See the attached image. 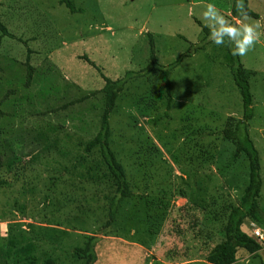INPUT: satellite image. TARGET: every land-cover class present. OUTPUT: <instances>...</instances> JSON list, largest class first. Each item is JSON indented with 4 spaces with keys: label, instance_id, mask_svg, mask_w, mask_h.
Listing matches in <instances>:
<instances>
[{
    "label": "rangeland",
    "instance_id": "1",
    "mask_svg": "<svg viewBox=\"0 0 264 264\" xmlns=\"http://www.w3.org/2000/svg\"><path fill=\"white\" fill-rule=\"evenodd\" d=\"M17 1L19 5H23L21 10H15L14 14L11 13L12 16L2 20L8 33L15 38H3L0 57H3L5 62L0 66L4 69L8 68L11 66L9 60L13 58L24 62V56L29 48L32 52L30 63L34 68V82L24 93L16 94L21 99L18 103L21 109L12 112L10 108L3 113L6 118L0 119V126L7 129L30 130L33 126L43 124L44 118L42 120L28 116L27 105L33 104V109H38L40 104L38 95L41 91L53 85L60 87L61 79L80 87L81 93L100 89L103 82L98 78L97 72L79 60V57L83 55L93 62L106 78L116 79L122 77L127 71H138L146 66L150 52L148 34L152 36L158 64L165 67L173 63L178 56L185 54L191 44H199L206 39L204 43L207 42L205 45L203 43L202 51L191 58L182 60L171 72V92L174 103L168 112L159 96V88L153 85L150 88L147 85L134 96L135 99L129 96L134 93L130 91L123 99L129 103L121 102V106L118 107V111L123 115H118L116 111L111 118V127L117 141L129 140L132 133H128L125 129L128 130L127 125L131 123V118L137 117L136 126L145 128L153 143L157 141L156 136L165 142L166 150L160 151L166 161L172 163L176 177H179L180 173L171 161L170 153L175 154V159L180 162L184 163L186 160L188 163L187 160H191L196 168L200 167L199 161L202 163L203 159H206L207 150L213 154L226 145L216 138L212 139L213 137L198 138L195 135L198 129L206 127L221 129L227 117L239 118L242 108L230 71L223 63L222 45L217 46L209 39L212 24L203 16L206 6L209 3L214 4L219 14L237 27L242 24L254 26L259 33L258 40L244 56L238 57L246 71L255 73L249 80L254 113V117L249 122V135L261 154L260 196L263 199L260 200L259 205L264 214V0H246L248 9L255 13L259 20L248 17L239 20L231 18L229 7L233 0H203L206 5L197 6L194 5L201 3L198 0H73L75 6L82 9V12L77 14H70L64 6L59 4V0H24L23 3H21L22 0ZM39 21L44 22V29H39L37 26ZM205 30L209 32L208 36ZM18 38L26 44L20 43ZM223 46L227 47V43ZM227 48L230 50L229 47ZM12 67V70L6 69L0 77L4 78L10 74L23 76L22 65ZM153 84L156 85L155 82ZM135 85L137 84L134 83L133 87ZM134 88L136 90V87ZM74 96L76 94L69 98ZM62 98V95H58L52 99L48 97L46 101H52L51 104H57L56 107H59L62 104ZM96 98L94 97L89 103L92 102L93 105L98 103ZM141 101H143L140 105L141 109H148L154 120L149 122V119H142L133 110L136 105L132 107L131 103ZM150 103L154 105L148 108L147 105ZM90 108L92 109V106L89 104L86 108L88 112L80 115L77 114L79 108L73 107L57 117L50 116L47 121L58 124L61 122L59 119L66 116L65 132L88 140L95 135L98 125L97 112H90ZM70 119L73 121L70 122ZM212 141L215 144L213 147L207 144ZM144 143L150 148L149 143ZM126 146L128 145L123 144L115 151ZM167 150L170 152L169 155L165 153ZM36 164L39 169L34 171L32 168H27L24 180L35 185L34 175H40L37 186L38 195L24 196L18 201L25 206L27 215L25 217L16 214L15 218H12L10 214L12 201L5 198L22 195V176H16L14 172L2 171L4 176L10 179V182L12 181L11 187L0 190V250L3 252H5L6 236L9 235L8 223L15 220L10 234L17 236L19 234L26 236L30 230L34 232L37 230L36 233L39 234L41 229H44L41 227L52 228L58 233H56L58 243L64 250L65 257L72 255L74 248L83 247L81 238L76 239L74 235L95 234L98 238L96 264H207L200 252L204 248L203 243L207 235L203 234L200 242L193 241V232L199 228L191 229L192 216L197 212H192L191 217L185 216L183 211L180 212L179 208L186 204L184 199L174 200V210L168 214L167 220L156 231V236L148 244L149 247H141L135 239H129L135 233V228L130 235L127 234L126 227L118 233L111 228L114 234H109L110 236H105L103 233L101 235L100 232L95 231L101 229V224L104 222L102 217L94 215L97 219L94 227L91 214H80L76 210L77 204L62 208L61 193L69 188L68 185L62 187L61 185L64 186L65 182H61V185L56 184L48 190L51 186L46 178L52 171L47 168L46 160ZM208 169L215 171L211 164H204L203 170ZM213 179L216 181L214 193L235 202L238 201L242 188L228 192L226 189H221L224 179L219 174H214ZM24 187L26 188L27 184ZM45 195H49L47 201L44 198ZM29 225L33 228H29ZM135 226L143 227L141 224ZM177 231H180V234ZM28 237L35 239L31 232ZM209 240L210 245L219 241L216 236ZM35 245L41 250L51 251L48 240H40ZM109 253L112 254V259L108 256ZM241 258L235 264H263L264 250L258 257L241 254ZM74 264H85V262L75 260Z\"/></svg>",
    "mask_w": 264,
    "mask_h": 264
},
{
    "label": "trees",
    "instance_id": "2",
    "mask_svg": "<svg viewBox=\"0 0 264 264\" xmlns=\"http://www.w3.org/2000/svg\"><path fill=\"white\" fill-rule=\"evenodd\" d=\"M23 2L24 0L21 1V3ZM198 2L204 3L203 0H198ZM237 2L238 0H233L229 12L231 18L239 20L244 18V15L237 10ZM242 3L246 16L249 19L259 20L258 16L248 9L246 0H242ZM59 4L64 6L70 14L82 12L81 8L75 6L73 0H59ZM21 7L23 5H19L17 0H0V53L3 38H15L8 33L3 19L9 18L15 10H21ZM229 23L233 24L231 21ZM37 26L39 29H44V22L39 21ZM205 32L208 36L209 32L207 30ZM148 37L150 52L148 62L143 69L127 71L122 77L109 79L83 55L79 57V60L97 72L98 78L103 82L100 89L81 93L80 87L61 79L60 87L53 85L51 88L41 91L38 95L40 97L38 109L34 110L33 104L27 105L28 116L42 120L44 118L43 124L33 126L30 130L27 128L24 130L7 129L0 126V190L11 187L12 184V181L10 182V179L6 178L2 171L14 172L16 176L21 175L23 181L22 195L5 197L8 201H12L10 214L12 218H15L16 214L27 216L24 204L18 203V201L24 196L38 195L37 186L40 182V175H34L36 184L33 185L31 182H26L28 180H24V174L27 168L38 170L36 162L46 160L47 168L52 171L46 178L51 186L48 187V190L56 184L65 182L64 186L60 185L65 187L67 184L69 188L61 193V207L77 204L76 210L80 214H91L94 227L97 223L94 215L102 217L104 222L101 224V229L95 231L100 232L101 235L103 233L105 236H110L109 234H114L111 232V228H114L118 233L122 231L123 227H126L127 234L130 235L135 228V235H131L129 239H135L138 245L147 248L148 244L152 242V238L156 236V231L167 220L168 214L174 210V200L180 198L186 201V204L179 208L180 212L183 211L185 216L190 215V217L192 212H197L192 216L193 226L191 229L199 228L193 232V241L200 242L203 234L207 235L206 241L203 243L204 248L200 250L201 257L207 264H235L242 259L241 254L258 257L264 250V241L254 236L256 230H259L264 236V214H262L259 205L260 200L263 199L260 196L262 160L260 152L249 135V122L254 117L253 95L249 80L255 73L246 71L239 57L231 54L232 45L227 43L230 50L222 45L223 63L230 71L233 84L242 103L240 117H227L221 125V129H208V127L198 129L195 134L198 138L213 137L212 139L216 138L226 145L217 149L213 154L207 150L206 159H203L202 163L199 161L200 167L196 168L191 160H187L188 163L186 160L184 163L176 160L175 154L171 155L167 150L165 153H170L168 155L180 173V176L176 177L172 163L166 161L160 151L161 149L166 150L165 142L156 136L157 143H153L145 128L140 125L136 126L137 117H132L131 123L127 125L128 130L125 129L128 133H132L129 140L117 141L111 127V118L116 111L118 115H123L118 111V107L121 106V102L122 104L129 103L123 99L130 91H134V93L129 96L135 99L134 96L147 85L150 88L152 85L159 88V96L168 112L174 103L171 92V72L182 60L191 58L202 51L206 39L199 44H191L185 54L178 56L173 63L165 67L158 64L152 36L148 34ZM17 40L20 43H25L21 38ZM225 40L227 41L226 37ZM31 53L27 48L24 62L13 58L9 60L11 66L8 68L4 69L0 66V75L6 69L12 70L13 65H22L21 70L24 73L21 77H18L17 74L0 77V119L6 118L3 113L10 108L12 112L21 109L18 104L21 99L16 94L24 93L34 82V68L30 63ZM4 62L5 59L0 57V64H4ZM134 83L137 84L134 86L137 92L134 90ZM200 87L203 88L201 84ZM75 94L76 96L69 98ZM58 95L63 96L62 104L59 107H56L57 104H51L52 101H46L48 97L52 99ZM94 97H97L98 103L93 105L92 102H89ZM142 102H130L132 107L136 105L134 109H131L136 111L142 119H149V122L154 120L148 109H141ZM89 104L92 106L89 111L97 112L98 125L95 135L89 137L88 140L82 136L78 137L65 132L64 121L67 119L65 115L59 119L62 123L56 124L47 121L50 116L57 117L60 113L73 107L79 108L77 114L87 113L86 108ZM152 105L154 104L150 103L147 107ZM69 121L72 122L73 119ZM144 142L149 143L150 148ZM123 144L128 146L115 151ZM207 144L213 147L214 143L212 141ZM204 164H211L215 171L203 170ZM46 172L48 173V170ZM214 174H219L224 179L221 189L230 192L242 188L237 202L214 193L216 184L213 179ZM25 184H27L26 188ZM44 198L47 201L49 195H45ZM11 221L8 223L7 233L9 235L6 236L5 252L0 250V264H74L75 260L83 261L85 264L98 262L96 253L98 238L95 234L74 235L76 239L81 238L83 247L74 248L72 255L65 257L64 250L58 243L57 232L52 228L41 227L44 229H41L39 234L36 233L37 230H35L36 232L30 230L29 234L31 232L35 236L33 240L28 237L29 234L26 236L10 234L15 225V220ZM137 224H141L143 227H137V229L135 226ZM29 228L33 227L29 225ZM177 233L180 234V231ZM145 236L148 238L147 240ZM214 236L219 241L210 245L209 238H214ZM44 239L48 240L51 246L50 252L46 249L41 250L35 245L36 242ZM108 256L112 259L111 253Z\"/></svg>",
    "mask_w": 264,
    "mask_h": 264
},
{
    "label": "clouds",
    "instance_id": "3",
    "mask_svg": "<svg viewBox=\"0 0 264 264\" xmlns=\"http://www.w3.org/2000/svg\"><path fill=\"white\" fill-rule=\"evenodd\" d=\"M237 10L244 15L242 0L237 2ZM204 18L212 24V31L209 39L217 46L226 43L232 45L231 54L233 56H244L256 43L259 33L256 28L250 24H242L239 27L230 24L219 14L216 6L209 3L203 13ZM239 24V21H237ZM227 38V41L225 40Z\"/></svg>",
    "mask_w": 264,
    "mask_h": 264
},
{
    "label": "built area",
    "instance_id": "4",
    "mask_svg": "<svg viewBox=\"0 0 264 264\" xmlns=\"http://www.w3.org/2000/svg\"><path fill=\"white\" fill-rule=\"evenodd\" d=\"M254 236L257 237L258 239L264 241V236L261 234L259 230L254 231Z\"/></svg>",
    "mask_w": 264,
    "mask_h": 264
},
{
    "label": "crops",
    "instance_id": "5",
    "mask_svg": "<svg viewBox=\"0 0 264 264\" xmlns=\"http://www.w3.org/2000/svg\"><path fill=\"white\" fill-rule=\"evenodd\" d=\"M197 5H206V4H204V3H203V4H202V3H199V4H195L194 6H197Z\"/></svg>",
    "mask_w": 264,
    "mask_h": 264
}]
</instances>
